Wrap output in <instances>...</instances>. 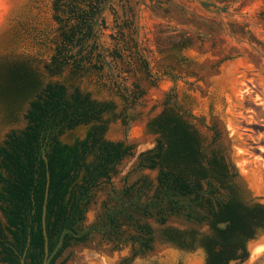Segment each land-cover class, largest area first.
<instances>
[{"label":"rangeland","instance_id":"obj_1","mask_svg":"<svg viewBox=\"0 0 264 264\" xmlns=\"http://www.w3.org/2000/svg\"><path fill=\"white\" fill-rule=\"evenodd\" d=\"M0 18V58H29L44 84L63 82L70 91L78 87L96 100L114 103L116 109L102 117L105 139L133 146L134 156L125 158L111 180L93 191L82 229H106L100 227L105 205L120 208L111 201L113 190L122 193L147 179L143 199H154L159 170L140 168L138 156L158 138L149 122L172 105L193 123L207 152L218 149L236 168L245 203L264 204V0H110L97 29V43L106 50L104 69L99 72L88 65L77 76L70 68L60 75L45 68L58 39L53 0H0ZM40 32L45 43L35 40ZM180 40H187L188 47L178 56L174 45ZM141 56L153 78L141 65ZM135 85L143 94L131 103L126 98L134 96ZM28 107L26 102L11 114L0 112V144L10 131L26 126ZM90 128L66 131L61 139H83ZM131 214L151 226L152 250L142 252L133 242L138 231L123 215L121 240L104 236L109 229L89 232L85 243L67 249L57 263L203 264L204 253L197 244L183 248L171 236L181 235L184 243H192L193 237L210 233L206 222L182 214L162 224ZM257 245L264 246V236L248 243L243 264L264 258V249L253 254Z\"/></svg>","mask_w":264,"mask_h":264},{"label":"trees","instance_id":"obj_2","mask_svg":"<svg viewBox=\"0 0 264 264\" xmlns=\"http://www.w3.org/2000/svg\"><path fill=\"white\" fill-rule=\"evenodd\" d=\"M109 1L53 0L58 39L45 66L51 75L70 68L77 76L88 65L99 72L104 69L106 50L97 43V29ZM35 40L47 41L44 33ZM187 44V40L176 43L174 54L181 56ZM141 65L153 78L142 56ZM135 88L134 96L126 98L131 103L143 94L140 87ZM26 102V126L10 131L0 144V264H44L46 254L53 253L66 229L84 232L93 191L111 180L125 158L134 156L132 145L105 139L107 124L102 117L116 109L114 103L96 100L78 87L70 91L63 82L44 84L29 58H0V112L11 114ZM82 125H91L83 139L72 143L61 139L66 131ZM148 126L158 138L151 149L139 154L138 165L159 170L154 199H143L149 187L147 179L122 193L113 190L111 201L117 208L125 207L113 214L112 226L103 235L121 240L120 216L125 215L138 231L131 239L147 252L152 250V228L131 212L162 224L170 216L184 214L199 223H210L214 231L193 237L192 243H184L181 235H172V240L183 248L197 244L204 250L206 264H229L238 259V250L255 237L252 226L264 219V204L254 210L233 197L215 212L214 201L203 200L202 194L204 181L211 195L217 191L213 182L223 181L225 166L215 156L217 152L205 150L201 136L179 106H166ZM104 208L101 228L109 226L110 214L116 209L108 204ZM226 221L231 225L219 229L217 224ZM89 235L77 238L67 234L50 264H65L57 263L65 251L85 243ZM241 258L246 261L248 252Z\"/></svg>","mask_w":264,"mask_h":264},{"label":"flooded vegetation","instance_id":"obj_3","mask_svg":"<svg viewBox=\"0 0 264 264\" xmlns=\"http://www.w3.org/2000/svg\"><path fill=\"white\" fill-rule=\"evenodd\" d=\"M200 135V134H199ZM201 136V135H200ZM216 137V136H215ZM202 138V137H201ZM214 141L216 140L215 138L213 139ZM217 154V158L220 160V162L225 166V170H222L223 172V181L222 182H217L214 181L213 184L216 186L217 191L211 195L208 190V183L206 181L203 182V200H210L212 199L214 201V206H215V212L220 211V207H222L224 204L228 203V201L233 198V197H238L239 201L249 207H252L254 210H257L259 205V202H252V203H245V200L243 198V193H242V188L237 180L238 171L236 168L231 164V162L228 160V158L218 149H214ZM227 224L226 227H220V224ZM231 225V221H226L222 223H218L217 226L219 229L226 230L227 227ZM208 229L210 232H213L214 229L210 223H207ZM252 230L255 232V237L248 239L245 244V249H239L237 252L238 259L235 260H230L229 264H243L246 261H241L242 258L245 255V252H248V243L251 241H255L261 236H264V219H261L259 223H255L252 226ZM203 250V249H202ZM204 253V250H203ZM206 257L204 253V259H203V264H206Z\"/></svg>","mask_w":264,"mask_h":264},{"label":"water","instance_id":"obj_4","mask_svg":"<svg viewBox=\"0 0 264 264\" xmlns=\"http://www.w3.org/2000/svg\"><path fill=\"white\" fill-rule=\"evenodd\" d=\"M123 208H124V207H120V208L116 209L115 211H113V212L110 214V217H109V226H108V228H106V229H96V228H92V229L85 230L84 232H82V233H80V234L75 233V232H74L73 230H71V229H66V230L62 233V235H61V237H60V240H59V242H58V244H57V247L55 248V250L53 251V253H52L50 256H48V254H46L44 264H50L51 260H52L53 257L57 254V252L59 251L60 247L62 246V243H63V241H64V238H65V236H66L67 234H72L74 237L79 238V237H82V236H84L85 234H87V233H89V232H92V231H100V232L107 231V230L110 229L111 226H112L111 217L113 216V214L116 213L117 211H119L120 209H123ZM226 225H227V224L223 223V224H220V227H226ZM257 264H264V258H262L261 260H259V261L257 262Z\"/></svg>","mask_w":264,"mask_h":264},{"label":"bare ground","instance_id":"obj_5","mask_svg":"<svg viewBox=\"0 0 264 264\" xmlns=\"http://www.w3.org/2000/svg\"><path fill=\"white\" fill-rule=\"evenodd\" d=\"M263 249H264V246L257 245V246H255V248H254V250H253V254H254V255H257V254H259L261 251H263Z\"/></svg>","mask_w":264,"mask_h":264},{"label":"crops","instance_id":"obj_6","mask_svg":"<svg viewBox=\"0 0 264 264\" xmlns=\"http://www.w3.org/2000/svg\"><path fill=\"white\" fill-rule=\"evenodd\" d=\"M0 20H1V18H0ZM1 22V21H0Z\"/></svg>","mask_w":264,"mask_h":264}]
</instances>
